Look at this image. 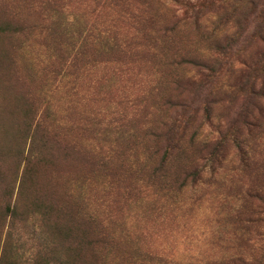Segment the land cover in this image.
<instances>
[{
	"label": "rangeland",
	"instance_id": "rangeland-1",
	"mask_svg": "<svg viewBox=\"0 0 264 264\" xmlns=\"http://www.w3.org/2000/svg\"><path fill=\"white\" fill-rule=\"evenodd\" d=\"M143 2L0 0V28L5 25L7 29L0 33V124L6 126L4 132L0 131V234L5 232L3 224L8 223L4 205L13 204L22 158L28 150L31 155H42L27 183L29 193L35 196V191L43 192L41 186L49 178L57 190L67 191L72 203L79 205L74 209L77 214L91 216L93 223L103 222L117 236L127 231L129 237L119 243L133 247L135 252L142 253L148 245L165 257L174 255L179 260L176 264H193L198 253L217 256L236 244L231 240L236 225L232 224V218L226 217L227 207H218L213 188L188 183L186 191L179 194L173 191L164 200L145 206L140 181L136 183L137 193L128 199L118 189L131 181L126 168L131 158L123 160L125 163L119 168V164H114L108 173L99 171L95 175H83L86 172L79 164L77 153L66 159L68 143L79 147L87 141L106 153L118 142L120 149L126 147L125 141L118 139L121 132L123 137L133 135L137 141L143 140V90L154 86L152 80L157 77L153 76L154 71L167 70V78L172 81L175 75L195 69L188 65L159 68L145 55L143 46L135 45H143V21L133 24L125 19V12L143 16ZM185 4L201 8L204 15L199 32L188 34L189 41L183 46L193 54L197 51L204 56L202 62L212 70L213 76L203 78L202 82H210V87L192 95L184 92L180 102L187 107L177 108L166 103L174 86L161 85V99L150 102L160 111L148 108L147 112L154 114L150 119L154 125L156 121L168 122L169 118L182 120L185 116L180 115L184 113L192 116L194 120L187 134L198 132L199 139L216 136L218 131L227 135L238 127H232V111L252 90L248 77L254 76L256 80L264 77V0H177L176 3L155 0L148 7L151 10L163 7L159 13L169 27L170 16L164 8L178 10ZM79 30L89 34L93 31L94 38L90 41L97 47L105 37L117 43L128 40L124 48L128 52L126 57L117 51L85 56L68 77L64 67L69 51L67 35L79 45L82 43ZM228 64L234 67L233 73L227 71ZM204 74L209 73L204 71ZM219 88L220 93L214 95ZM209 91L213 93L211 96ZM209 107L206 118L202 110ZM230 107L232 110H228ZM119 115L123 116L121 124L117 121L122 118ZM35 127L37 134L33 132ZM233 145L229 139L226 152L231 156ZM196 151V148L190 151L195 157L191 162L192 173L200 165ZM131 155L140 160L141 150L138 148ZM84 176L88 181L83 183ZM138 178L143 179V175ZM206 179L203 177L202 181ZM176 187L175 184L173 189ZM8 189H12V196L6 194ZM34 228L22 232L24 245L20 253L28 264L33 257H39L38 251L49 257L50 236H46V248L44 245L39 248L32 234L41 226L36 222ZM153 232L158 233V239L152 236ZM213 232L217 239L211 241ZM130 239L135 241L131 244ZM2 241L0 235V256ZM59 256L64 257L62 252ZM136 264L146 262L143 259Z\"/></svg>",
	"mask_w": 264,
	"mask_h": 264
},
{
	"label": "trees",
	"instance_id": "trees-1",
	"mask_svg": "<svg viewBox=\"0 0 264 264\" xmlns=\"http://www.w3.org/2000/svg\"><path fill=\"white\" fill-rule=\"evenodd\" d=\"M153 1L155 2V0L143 2V16L133 14V11L125 12V19L131 23L143 21V45L138 43L135 45L143 46L145 55L151 57L159 68L188 65L195 69L179 76L175 75L172 81L167 78V70L154 71L153 76H157L152 80L154 86L151 90L150 88L143 90V111L145 112L143 140L137 141L133 135L123 137L124 134L120 131L118 139L125 141L126 147L120 149L118 142L114 144L116 148L112 146L106 150V153L102 152V149L96 150L87 141L79 147L68 143L66 159H71L68 156L77 153L79 164L83 166V172H86L83 175H95L99 171L108 173V169L112 170L114 164H119V168L125 163H122L123 160L131 158L132 161L126 165L131 174V181L128 185L118 187V189L125 193L128 199L137 193L136 183L140 181L139 184L143 186V205L145 206L148 203L154 204L160 199L164 200L173 191L177 194L186 191L188 183H192L191 186L202 184L213 188L214 199L218 207H227L226 217L232 218V224L236 225L234 237L231 239L236 244L225 249L229 251L217 256L198 253L195 255L193 264H264V134H262L264 130V77L261 80H256L254 76L248 77L252 90L245 94L246 96L240 101L238 107L232 111V127L238 126V130L236 128L232 133L226 135L218 131L216 136H206L200 139L198 132L188 135L187 131L194 118L186 116L185 113L180 115L185 116V118L181 117L182 120L169 118L168 122L156 121L154 125L150 120L154 114L147 112V109L160 111L156 108V104L150 102L161 99L159 91L161 85L174 86L170 88L167 95L168 105L186 108L187 106L180 102L184 92L192 95L196 91L199 93L202 89L206 91L210 87V82H202V79L213 75L212 70L202 62L203 55L197 54V51L193 54V51L183 46L184 42L189 41L188 34H197L200 30V23L203 22L202 17L204 16L201 8L185 4L184 7L178 9L181 10L179 14H177L178 10L164 8V12L169 14L171 21V25L167 27L163 15L159 13L163 7L155 10L148 7ZM167 1L177 2V0ZM4 26L0 28V33L7 31ZM189 29L192 31L189 32ZM91 32L93 34V31ZM92 34L79 30L78 36H82L80 39L82 43L79 45H76L77 42L74 43L75 40L70 34L67 35L69 51L66 54L64 67L68 77L71 75L70 70H74L79 59L85 56L91 57L96 53L110 55L117 51L123 58L126 57L128 52H124V48L127 47L128 40L124 39L117 43L115 39L105 37L103 44L97 47L90 41L94 38ZM238 63L241 64V61ZM226 69L231 72L234 67L228 64ZM204 71L209 74L205 75ZM220 90L221 88L218 91L215 89L214 95H218ZM212 91L208 92L209 96L213 94ZM231 108L228 110H232ZM202 111L208 118L210 107ZM120 117L122 118L117 121H121V124L123 116ZM0 126V131L4 132L5 124L1 123ZM37 129L36 127L33 129L36 134ZM32 137L31 134L29 143ZM229 139L234 143L235 149L231 153L234 154L233 156L226 152ZM138 148L141 150L140 160L134 159L133 155L130 156V152ZM195 148L198 155L196 159L199 160L200 165L192 173L191 162L195 157L190 151ZM38 154L31 155L27 150L22 158V168L18 176L13 204L11 207L7 203L4 205L8 223L3 224L5 232L1 231L2 234H0L3 237L0 264H28L22 259L20 253L24 245L22 232L31 227L34 228L36 222L39 223L41 229L33 230L32 236L37 240L38 247L41 248L44 243H47V235L50 236L51 241L49 257L46 254L42 256L41 251H38L39 257H33L31 264H136L137 262L142 263L143 259L146 264H176L179 261L174 255L170 254L165 257L166 255L163 256L148 245L143 247L142 253L137 250L135 252L133 247L120 245L121 240L129 237L125 229L126 233L117 236L113 230L104 226L103 222L95 219L97 222L93 223L94 219L91 216L77 214L74 209L79 205L72 203L67 191L57 190L49 178H46L41 186L44 189L43 192L35 191L37 194L35 196L29 193L27 183L35 174L36 161L38 158L42 159V155L38 157ZM141 175L143 179L138 178ZM203 177L207 178L206 181H202ZM86 181L88 177L84 176L83 183ZM175 184L177 187L173 189ZM11 192L12 189H8L6 194L12 196ZM145 212L147 213L146 209ZM152 234L155 238H159L158 233L153 232ZM216 235V232H213L210 240H215ZM13 238H15L14 244L12 243ZM130 241L132 244L135 240L130 239ZM44 246L46 248V245ZM58 249L64 255L63 259H60L59 253L61 252ZM160 251L163 252L162 249ZM140 257L141 259H138Z\"/></svg>",
	"mask_w": 264,
	"mask_h": 264
}]
</instances>
